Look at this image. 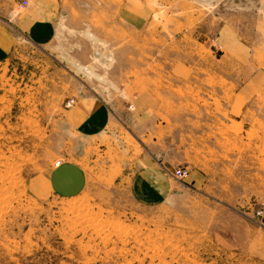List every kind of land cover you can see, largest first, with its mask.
Wrapping results in <instances>:
<instances>
[{"label":"rangeland","instance_id":"1","mask_svg":"<svg viewBox=\"0 0 264 264\" xmlns=\"http://www.w3.org/2000/svg\"><path fill=\"white\" fill-rule=\"evenodd\" d=\"M63 1L53 42L0 61V264H264V0ZM92 95L140 101L162 137L183 122L192 176L171 198L133 191L129 129L76 132ZM65 161L83 194L31 187Z\"/></svg>","mask_w":264,"mask_h":264},{"label":"crops","instance_id":"2","mask_svg":"<svg viewBox=\"0 0 264 264\" xmlns=\"http://www.w3.org/2000/svg\"><path fill=\"white\" fill-rule=\"evenodd\" d=\"M24 1L28 2L27 7L22 12H17L16 7ZM2 3L10 6L5 9V13H0V61L11 57L22 39L34 47L47 46L54 41L58 23L64 18L63 0H0V8L3 7ZM145 107L138 101L136 113L115 114L108 104L92 95L91 99L84 100L73 108L69 122L83 136L92 139L107 138L113 146L117 144L115 138L121 137L123 130L129 129L131 135L138 138L137 143L141 149L140 155L135 157L138 162L134 165L136 171L132 173L133 191H146L148 197L151 192H155L158 198L166 201L178 186L174 184L166 168L184 165L185 152L193 137L189 133H186V138L183 137L181 131L184 126L183 122H179L178 116L175 119L170 116L172 139L169 138L170 135L162 137V127L158 122L161 119L157 114L147 118ZM217 120L226 121L224 116H218ZM176 134L179 142L175 140ZM186 139L188 142L184 144ZM191 176L190 171L188 177ZM31 187L36 191L49 190L62 196L76 197L87 190V175L79 162L65 161L53 168L47 176L33 180Z\"/></svg>","mask_w":264,"mask_h":264},{"label":"built area","instance_id":"3","mask_svg":"<svg viewBox=\"0 0 264 264\" xmlns=\"http://www.w3.org/2000/svg\"><path fill=\"white\" fill-rule=\"evenodd\" d=\"M27 5H28V2L27 1L26 2L24 1V2L20 3L16 7L17 12H22L27 7ZM72 104H74V101L68 102L67 108L70 107ZM166 171H167V173L169 174V176L171 178H174L175 180H177L179 182H184L187 179V177L189 176V174H190V171H189L188 168L187 169L180 168V167H178V168H171V169L166 168ZM263 213L264 212H262V211H258L257 215L259 217H262L263 216Z\"/></svg>","mask_w":264,"mask_h":264}]
</instances>
